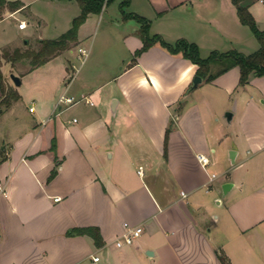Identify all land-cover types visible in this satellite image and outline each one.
Here are the masks:
<instances>
[{"label":"crops","instance_id":"1","mask_svg":"<svg viewBox=\"0 0 264 264\" xmlns=\"http://www.w3.org/2000/svg\"><path fill=\"white\" fill-rule=\"evenodd\" d=\"M19 1L22 6L15 11L0 6V25L18 16L29 25V1ZM121 1H115L121 24L108 16L116 8L113 2L100 15L88 17L73 47H85L91 30L103 26L99 47L119 44L125 55L111 60L94 55L90 70L99 66L101 71L88 72L76 87V76L66 83L64 70L74 69L67 59L58 77L46 79V88L55 91H38L33 98L6 84L21 100L0 109V123L4 117L13 121L0 151V184L6 191L0 195V264H221L219 251L231 264H264V77L240 87V71L234 68L186 94L197 66L181 56L154 47L130 66L143 43L139 25L123 19ZM242 5L264 32V3L243 0ZM125 12L151 21L150 34L171 44L185 39L201 51L255 44L232 0H131ZM3 31L0 55L4 49H19ZM68 52L75 54L74 49ZM6 66L22 85L10 64H4L3 74ZM239 88L251 94L241 98L240 137L228 150L230 156L235 153V165L239 146L245 148L250 178L219 182L209 168L220 136L212 134L208 116L216 115L221 97H231ZM64 94L78 102L55 109V99ZM234 118L235 113L229 122ZM54 138L56 158L49 152ZM199 155L209 158L207 168ZM54 170L57 175L49 181ZM213 174L217 177L211 181ZM225 184L232 185L226 194ZM75 228L99 229L103 245L97 247L88 235L68 237ZM135 228L143 232L134 245L117 248L116 241Z\"/></svg>","mask_w":264,"mask_h":264},{"label":"rangeland","instance_id":"2","mask_svg":"<svg viewBox=\"0 0 264 264\" xmlns=\"http://www.w3.org/2000/svg\"><path fill=\"white\" fill-rule=\"evenodd\" d=\"M25 1H29V25H27V23L25 22L26 26L24 28H21L19 16L12 18L6 21L4 24L0 25V42L5 41L3 34L4 27V30L7 32V34H9L8 37H12L13 44H18V48L22 52L26 50L37 51L40 48V46H38L39 41L37 40V38H39L40 36L51 40L58 39L71 28L73 20L80 15L79 6L75 1L72 0H70L72 2H69V0ZM114 7H116L115 10H108L109 14H107L108 16L112 17L115 22L121 24V16L118 13L119 11L117 10L118 8L116 2ZM116 13L118 16L115 15ZM113 31L114 30H112V32ZM89 35L91 36L87 40H85V47L83 48L86 50H89L91 48V51L93 50V53H89V56L87 57L85 62L83 61L84 57L81 56V58H78L80 56V53L77 47H73L72 49L75 50L74 55L69 54V52L65 53L63 56H59V58L51 60L52 63L47 67L40 68L37 70V72L34 73H31L33 70H35L32 69V66L30 65L31 61H24L16 64V67L13 69V71L21 76L23 81L22 85L19 86L20 93L25 97L31 96L33 98V95H36L38 91H42L44 94L54 92L56 87L54 90H48L46 88V79H49L50 77H58L60 75L61 68L67 66V59L73 62L74 69H72L71 72L64 70L65 76H67L66 83L71 82L72 78L76 76L73 80V83H75L74 86L76 87L77 85H81V82L88 72L90 75L91 71H93L91 75H95L97 72L101 71L99 66H94L90 70V63L92 62V59H94V55H96L97 57L98 55L99 57L103 56L104 60H111L113 59V57L116 58L125 55L123 48L118 46L119 44H115V46L117 47H111L110 49H106V47H99V41L103 36V26L100 31L97 29L94 32L92 29ZM112 35L115 36V33H113ZM93 39L94 42L96 40L95 45L94 47H89V43ZM25 41H28V44H25ZM253 43L255 44L247 45L246 47H242L241 45L238 47H202L203 49L202 51L200 50V53L202 59H207L212 52L226 53L232 50L238 51L245 55H249L253 54L259 49V43L255 38H253ZM5 50L13 51L15 50V48L4 49L3 51ZM43 66H45V64ZM49 67H51V69ZM217 70L218 67L213 65L212 73L216 72ZM5 71L7 74L6 76L4 74L3 75L5 77L6 84L9 86L11 83V85L15 87L13 81L10 78L11 74L9 73L8 66L5 67ZM11 73L14 74V72ZM205 84L206 83L204 82V85ZM190 92L191 91L189 88L186 94H189ZM209 93H211V91ZM250 94V89L239 88L233 96L226 97V99L221 97L220 104H215V107L217 108L215 109L216 115L214 114L212 116L209 113L208 123L210 125V128H213L212 134H214L215 136H220V140L215 145V147L218 149V152L213 156L211 167L209 168V170L211 171V173H215L220 177L219 182H224L227 179L230 180V178L235 177L242 180H245L247 176L248 178H250V175H247L248 170L246 168H248L249 166L247 165L245 159V148L242 145L239 146L241 155L237 159L235 165H231L230 151L228 150V147L234 146V144L237 145L236 140H238L240 137L239 133L241 123L239 122V114L243 109V105H241V98L247 97V95L248 98H250ZM58 99L59 98H56L55 101H58ZM3 110L5 109H2V112ZM227 113H235V118L231 123L225 117ZM12 122L13 121H11V119L7 120V117H4L2 123H0V151L5 138V132H7V129L9 130L8 125H11ZM237 136H239L238 139ZM1 155L2 154L0 153V159ZM210 204L214 207V209H217L212 197L210 198Z\"/></svg>","mask_w":264,"mask_h":264},{"label":"trees","instance_id":"3","mask_svg":"<svg viewBox=\"0 0 264 264\" xmlns=\"http://www.w3.org/2000/svg\"><path fill=\"white\" fill-rule=\"evenodd\" d=\"M80 8V15L72 22L71 28L56 40L40 41V48L37 51L26 50L22 52L19 49L13 51L5 50L0 55V88L2 97L0 98V109H9L14 103L21 100L20 94L13 88H8L5 83V77L2 72L4 64H10L15 68L16 64L24 61H31L32 69H36L48 63L52 59L70 51L78 43V32L85 24L90 15H100L104 8L111 5L116 0H72ZM243 0H232L236 7L237 15L242 25L248 27L259 43V49L253 54L245 55L232 50L226 53L212 52L207 59H202L200 48L194 43L185 39L178 40L171 44L160 35H151V21L136 14H127L125 9L130 7L131 0H122L119 4L123 19L134 20L139 25L138 34L142 40L143 46L136 51L131 65L136 64L137 59L149 51L151 48L159 47L172 56H181L197 66L196 77L202 78L205 83H211L220 76L226 74L234 68L240 71L239 86L245 87L252 78L264 77V32L260 30L258 24L249 11V8L242 5ZM8 5L13 11L21 8L20 1L6 3L0 0V6ZM217 66L218 70L212 73V66ZM170 129L166 130L164 140V155L167 156L168 141ZM57 142L54 138L49 152L56 156ZM56 158V157H55ZM5 160V158L3 159ZM57 175L54 170L51 173L49 181H52ZM68 237L88 235L93 238L97 247H101L103 242L97 228H75L67 232ZM221 264H231L227 256L222 252H217Z\"/></svg>","mask_w":264,"mask_h":264},{"label":"built area","instance_id":"4","mask_svg":"<svg viewBox=\"0 0 264 264\" xmlns=\"http://www.w3.org/2000/svg\"><path fill=\"white\" fill-rule=\"evenodd\" d=\"M259 2L263 4L264 3V0H259ZM25 26H26V23L24 21L20 23V27L21 28H24ZM78 51H79L80 55L82 57H84L83 61H85L86 57L88 56V52L85 49H83V48H80ZM77 102L78 101H76L73 97H68V96H66L64 94L61 97H59L55 109H57L58 107L59 108H62L63 106H67V107L68 106H72V105H75ZM86 103L89 104L90 102L86 100ZM29 111L31 113H34V108H30ZM73 122L76 123L77 120H74ZM198 160H199L200 164L204 168H207L210 165V160H209V158L207 156L199 155L198 156ZM138 174L139 175H143V168L142 167L139 168ZM216 177L217 176L215 174H213L211 176V181L215 180ZM208 191H209V189H208ZM5 192L6 191H5L4 185L0 184V195H5ZM182 195L184 196V193H182ZM142 232H143V229L142 228L128 229L116 241V247L117 248H123L124 246H131V245H133L134 242L141 236ZM92 260H93L94 263H97V262H99L100 259H99V257H93Z\"/></svg>","mask_w":264,"mask_h":264},{"label":"water","instance_id":"5","mask_svg":"<svg viewBox=\"0 0 264 264\" xmlns=\"http://www.w3.org/2000/svg\"><path fill=\"white\" fill-rule=\"evenodd\" d=\"M10 78H11V80L13 81L15 87H19V86L21 85V81H20L19 77H17V76H15V75L11 74V77H10ZM202 81H203L202 78H200V77H195L194 80H193L192 86L190 87V91L196 89V88L202 83ZM226 117H227V120H228V121H231V119H232V114H231V113H228V114L226 115ZM234 154H235V153H231V156H230V159H231V161H232L233 163H234V161H235ZM231 186H232L231 184H225V185L223 186V192L226 194V193L228 192V190L231 188ZM147 255H153V253H152V252H148Z\"/></svg>","mask_w":264,"mask_h":264}]
</instances>
